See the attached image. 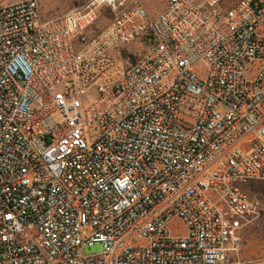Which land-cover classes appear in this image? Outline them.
<instances>
[{
  "label": "built area",
  "instance_id": "obj_1",
  "mask_svg": "<svg viewBox=\"0 0 264 264\" xmlns=\"http://www.w3.org/2000/svg\"><path fill=\"white\" fill-rule=\"evenodd\" d=\"M254 181L264 0L0 5V264H264L234 260Z\"/></svg>",
  "mask_w": 264,
  "mask_h": 264
},
{
  "label": "rangeland",
  "instance_id": "obj_2",
  "mask_svg": "<svg viewBox=\"0 0 264 264\" xmlns=\"http://www.w3.org/2000/svg\"><path fill=\"white\" fill-rule=\"evenodd\" d=\"M21 0H0V5L17 2ZM122 0H117V2ZM42 14L45 19L53 18L75 9L93 7L95 0H39ZM128 2V1H127ZM143 5L150 16L160 13L165 7V0H137ZM116 12L105 5L96 10V19L93 24L85 30V35L92 39L104 30L115 18ZM77 48L80 46L77 44ZM135 51V50H134ZM142 51H136L140 55ZM124 59L126 55L124 54ZM119 61L124 62L122 57L117 56ZM137 56H132L130 62L133 63ZM127 65V64H125ZM245 191L251 199L259 203L260 215L253 217L243 233V241L239 252L234 260L250 262L264 259V181H254L245 187ZM173 233L185 232L186 227L180 221H174L171 226ZM101 245L85 247L86 254H97L102 252Z\"/></svg>",
  "mask_w": 264,
  "mask_h": 264
}]
</instances>
